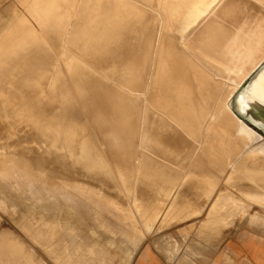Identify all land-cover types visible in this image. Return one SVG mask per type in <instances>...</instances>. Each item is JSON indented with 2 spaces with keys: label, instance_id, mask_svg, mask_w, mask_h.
<instances>
[{
  "label": "bare ground",
  "instance_id": "6f19581e",
  "mask_svg": "<svg viewBox=\"0 0 264 264\" xmlns=\"http://www.w3.org/2000/svg\"><path fill=\"white\" fill-rule=\"evenodd\" d=\"M104 1L107 5L105 11L109 12V15H104L106 17L101 21L84 20L81 28L72 33L74 34L73 37L70 35L67 38L69 47L76 50L73 52L76 58L64 54L66 56L65 67L73 72L74 87L82 103L81 107L96 108L90 113L91 120L98 124L96 129H89L84 118L82 124L76 125L79 123L76 120L79 111L74 108L79 103L73 100L74 97L69 94L59 76L53 77L54 84L57 82L58 85L48 83V79L52 75H48L49 70L55 66L51 59V53H46L41 61L37 57L24 61L20 59L17 60L18 62L16 61L14 73L17 72L16 76H19L20 82L24 81L22 84L24 89L28 90L41 85L43 95H40L41 99L38 98L42 101L40 104L42 103L41 105L44 106V104H48L49 99L56 96L58 102L54 108L57 111L51 110V108H48L50 111L41 112L29 110V107L35 104L25 102L22 106H27V109L19 110L20 115H17L13 108L20 106L21 95L19 94L20 98L16 102L17 97H12V94L8 98V102H3V106L9 105L8 110L6 112L4 110L9 119L3 121L9 124L28 125L26 126L27 129L25 128L27 132L24 139L27 141L25 144H32V147H25V150L22 148L21 151L17 148V151H14L12 147L11 151L7 149L6 144L0 143V158L5 156L3 154L5 150H7L8 157L15 155L17 160L23 164L27 163L30 158H34L32 163H42L34 170L40 168L43 175L54 177L60 181V187L55 189L50 184L39 181L41 189H38L41 190L45 199L53 198L57 193L59 196L57 197L69 201L76 212L84 209L86 211V213L83 211L84 215L89 216L93 221L103 217L104 214L97 210V205L104 202L103 208L108 214L112 213L117 220L122 218L124 222L128 221L131 228L137 232L138 229L135 228L134 224V209L139 212L147 211L149 215L139 213V218H151L152 220L158 213L163 214L162 218L165 220L170 211L171 214L175 213V216L181 217L180 219L176 218L179 221L199 215L200 210L206 207L213 193L214 182L211 180L217 175L226 173L228 174L226 182L239 188L238 194L240 196L228 191L219 199L216 198L215 205L211 207V212L206 219L208 226L200 227L205 231L213 232H216L219 227L224 228L225 225L222 223L228 221L226 220L227 216L236 207L243 212L240 214L233 212L231 218L234 220L242 218L252 205L253 207L254 205L257 206V210L259 208L264 211V172H258L264 171V138L242 122L232 109L233 106L237 112L250 109L255 113V117L252 118L253 123H264V58L248 73L239 87L224 86L226 93L223 92L224 96L214 105V110H210L209 100L213 80L211 81L210 77L202 72L203 70L200 71L195 68L193 66L195 63L191 65L188 62L190 58L187 60V56L182 53L179 45L201 23H206L210 15L225 0H141L147 8L137 6L128 0ZM255 1L264 6V0ZM85 6L86 0H83L82 9ZM62 22L60 33L54 41L60 47L63 45L62 42L66 41L64 40L65 35L62 37L63 32L66 29V32L70 33L69 28L75 24ZM197 39L202 44L207 41L205 33L198 34ZM188 48L215 63L218 67H227L224 61L205 53L197 45H189ZM47 86L49 91H46ZM17 90L21 94L24 91L22 88ZM53 93L54 95L51 96ZM195 96L196 99L193 98ZM29 121L34 124H30ZM7 135L5 134L2 139H5ZM32 148L34 150L33 155L31 154ZM103 148L108 151L107 155H103L105 153ZM108 156L110 160L106 159ZM150 156L161 158L160 161L166 164L154 163L149 158ZM190 157L197 158L191 159ZM188 160L194 163L187 172V177L181 181V184L183 182L181 188L183 190L184 186H189L190 191L188 190V193L194 197L197 209L194 208L195 205L193 206V204L186 206L187 200L190 198L188 196L186 198L183 194L178 195V199L175 197L171 203H167L169 192L175 183L174 177L170 175L168 165L182 168L189 166ZM13 172L15 175L18 172L25 174L28 179L35 180L32 176L24 173V167H15ZM39 182H37L38 185ZM35 189L36 186L33 187V190ZM149 189L159 191V194H151ZM105 191L113 192L116 200H113L114 197L110 198L112 193L110 195ZM34 194H36L35 191ZM76 212L74 213L76 214ZM56 213L55 215L52 214L54 219ZM71 214L73 213L71 212ZM107 217L105 219L108 220L111 216ZM71 218L74 219L75 216ZM46 219L48 220V218ZM84 220L87 223L85 218ZM103 220L101 224L104 222ZM113 222L110 223L109 221L110 224ZM124 222L121 221L123 224L119 225H124ZM43 223L41 222V224ZM52 223L54 224V222ZM59 223L58 226H61ZM232 223L233 221L230 222V225ZM41 224L39 223V225ZM51 226L54 228L51 231L48 230L55 234L59 228L50 224ZM108 226L107 229L109 230ZM42 227L45 226L42 225ZM65 227L71 226H61L60 228L65 229ZM54 229L57 230L54 231ZM62 229L61 232L63 233ZM43 231L41 230V232ZM45 231H47L46 228ZM67 233L65 232V235H68ZM129 234L132 238L131 232ZM132 234H134L133 231ZM259 235H262L261 231H259ZM64 236L62 234L61 243L64 241ZM95 236L98 237L99 233ZM41 237L45 238V235H41ZM53 237L51 236L53 242L59 243L57 242L59 240L54 241ZM79 237H81V233ZM130 237L128 238L130 239ZM212 237L209 240H213ZM46 238L48 240L47 235ZM56 238H58L57 235ZM70 239L73 240L71 235ZM70 239L68 237L65 241H70ZM101 239L100 241L105 240V238ZM52 240L50 244H53ZM126 240L128 239L126 238ZM41 241H44L43 245L46 243L47 246L49 245V241L45 243L46 240L43 238L40 239ZM94 241L97 242V240ZM74 242L77 243V241ZM74 242H70L71 245ZM197 242H200L199 239ZM56 243L53 244V247L56 245L58 248ZM65 243V248L64 245L62 249L59 247L60 251L68 248L66 247L67 241ZM105 244L107 245V243ZM83 245L85 244L83 243ZM137 245L129 255L127 254L128 262L132 255L134 256ZM47 246H44L45 251L52 247L50 245L47 248ZM116 246L120 247L119 245ZM57 250L60 252L59 249ZM69 250L71 251V249ZM91 251L94 253V250ZM91 253L92 256L93 253ZM108 253H105L107 258ZM102 255L101 257H103ZM147 255L148 248L146 247L140 256L145 258ZM111 256L109 257L111 258ZM85 257L88 256L85 255ZM112 257L114 258V255ZM64 258L65 260L68 258L67 261H69V257ZM133 258L135 259V256ZM119 259L122 260V258H117V260Z\"/></svg>",
  "mask_w": 264,
  "mask_h": 264
},
{
  "label": "rangeland",
  "instance_id": "374dc122",
  "mask_svg": "<svg viewBox=\"0 0 264 264\" xmlns=\"http://www.w3.org/2000/svg\"><path fill=\"white\" fill-rule=\"evenodd\" d=\"M128 1L133 2L137 6H142L147 8L146 5L143 4V1L141 0H128ZM82 2L83 0H0V111L3 112V113L0 112V118H1L0 143L6 144L8 147L7 149L11 150L13 147L12 150L17 151L18 149L19 151H21L23 149L25 150V147L28 148L32 147V144L29 145L25 144L27 141L24 138H25V133L27 132L26 126L28 125L26 126H24L23 124L17 125L16 123L9 124L8 122L3 121L4 119L5 120L9 119L8 114L4 113V110L5 112L8 110L9 105L7 106L6 104L5 106H3V102L5 101L8 102V98L12 94H13L12 97L13 96L17 97V99L15 98L16 99L15 101L17 102V100H19L21 95L20 106L13 108V110L15 109L17 115L19 114V110L27 109V106L25 105L22 106V104H24L25 102L35 104L34 106L29 107V110L30 109L34 111L39 110V112L50 111L48 108L54 110L55 109L54 105H56L58 102L57 97L55 96L53 97V99H49L48 101V104H52V105L44 104L45 106L44 108V106L41 105L42 103L40 104V102L42 101L39 100L41 99L40 95H43L41 85L40 87L35 86L36 88L33 87V88H29L28 90L24 89V85H22L24 81L22 80L20 82L19 76L18 77L16 76L17 72L14 73V66L17 60L21 59L24 61L30 58L37 57L38 60L41 61L43 60L45 54L48 52L51 53L52 55L51 59L55 63L54 68L49 70L48 75L49 76L51 74L52 75L48 79L49 81L48 83L50 85L52 83L54 84L53 77L59 76L60 79H62L64 85L67 87V91L69 92V94H71L74 97L73 100L77 101L80 104V105L77 104L76 107L74 108L75 110L77 109V111H79L78 116L76 118V120L79 123H77L76 125L82 124L84 118L87 123V127L89 129L91 130L96 129L98 124L91 120V115H90V113L96 110V108L90 106L84 108L81 107L82 103L78 98L77 92L75 91V87H74V82L72 78L73 72L69 69L68 70L66 69L65 67L66 56L64 54L70 57L74 56L76 58L75 54L73 53L76 52V50L73 47L72 48L69 47L67 43V38L70 35L73 37L74 34L72 33L81 28L84 20L101 21L103 18L106 17L104 15H109V12L105 11V9H107V5L104 0H86V6L84 9H82ZM230 4L231 7L229 6ZM62 21H64L65 23L72 22L75 24L71 28H69L70 33L66 32V29L63 32L62 37H64L65 35L64 40L66 41L65 42L63 41L62 42L63 45L62 47H60L54 41L57 39L55 37L60 33L61 30L60 24L63 23ZM210 25L212 28L210 27ZM202 33H205L207 37L206 43L203 44L197 39L198 34H202ZM179 45L182 53L185 56H187L186 57L187 60L190 58L188 62L191 65L195 63L193 65L195 68L199 69L200 71L203 70L202 72L208 75L211 81L213 80L212 81L213 84L210 91L211 98L209 100L210 103L209 107L211 108L210 110H214L215 108L214 105L224 96L223 93L225 92L224 86L234 85L236 87H239L240 84L243 82L244 78L248 75V73H250L253 70V68L260 62L262 58H264V6L260 5L255 0H225L223 4H221V6H219L215 10V12L212 15H210V17L206 20V23L205 22L201 23L193 32L189 33L188 36L185 38V40L183 42H180ZM189 45L199 46L201 49L204 50L205 53L210 54L213 57L224 61L227 67L226 68H221L220 66L218 67V65L212 63L210 60H207L202 55L190 51L188 48ZM54 85L55 86L58 85L57 82H55ZM18 88H22V90H24L22 91V94L20 93V91L17 90ZM47 89L48 86L46 87V91H49ZM56 93L59 94L58 92ZM52 95H54V93L51 94V96ZM36 97L37 99H35ZM29 98L31 99L29 100ZM193 98L196 99V96ZM55 111H57V109H55ZM29 120L31 119L29 118ZM30 124H34V123L30 122ZM4 127L6 128L2 129ZM262 129H264V126H262ZM5 134L6 135L8 134L7 137L5 139H2L4 138ZM104 150L105 153L103 155H107L108 151L106 149ZM3 154L5 156L0 158V235L3 234V232L6 230L12 231L14 234L18 235L21 238V240L25 242L30 248L34 249V251H37L36 252L37 256L41 261H43L44 264H52V263L53 264L56 263L57 264H69V263L70 264H98V263L136 264L137 259L139 258L141 252L146 247L151 251L157 252L159 255L163 256L167 264H199V262L200 264H204V262L206 261L205 258L203 257L204 254L208 253L210 250L217 248V246H219V244L227 237L241 236L244 235V233L246 232L249 234L259 233V231H261V233H264V211H261L259 208L257 210L256 208L257 206L255 205H254L255 208L252 205L251 208L247 210V213L242 218H239L238 220L235 219L230 226H225L224 228L219 227L220 231L219 229H217L216 232L214 231L215 232L214 233L213 231H209V230L205 231L203 228L200 227L203 226L204 223L206 222L205 220L207 219V214L211 212V207L215 205L216 198L219 199V197L221 196L220 194L222 193L225 194L226 192L229 191L230 193H234L235 195L240 196L238 194L239 188H236L234 185H230L226 182L228 177L227 173L213 177V180H211L214 182L213 193L210 199L208 200L206 207H204L202 210L199 209L200 210L199 215H194L188 218L185 217L186 219L179 221L181 217L175 216V213L171 214L170 211V214L168 215L167 218H165V220H163L162 218L163 214L161 213H158L157 216L152 220L151 218L150 219H144L141 217L139 218V213L148 214L147 211L139 212L136 211V209H134V215H135L134 224H135V228L138 229L137 232L131 228V225L128 221H126L127 222L126 224V222H124V219L122 220V218H119L121 220L118 221L119 219L117 220V218H115L112 213L108 214L103 208L104 202L97 205V210L101 214H104L101 219L97 220L99 226L98 227L96 220L93 221L89 216L87 217L86 215H84L86 213L84 209L82 211L79 210L76 212L73 206L69 203V201H65L64 199L61 200V198H58L59 196L57 195V193L55 194L56 196L53 194L54 195L53 198L49 197L45 199L40 190L41 183L39 181H44L50 184L51 186L54 187V189L60 187V181L54 177L52 178L51 176L43 175L41 173L42 170L40 168L34 170V168H37L38 165H42V163L40 164L32 163V159L34 158H30V160L27 163L23 164L17 160L15 155L12 157H8L7 150H5ZM31 154L32 155L34 154L33 148ZM154 157L155 156H153V158L151 156L149 157L151 160L154 161V163L166 164L163 161H160L161 158L158 157L154 158ZM196 158L197 157H193L191 159H196ZM106 159L110 160V157L108 156L106 157ZM109 163L111 162L109 161ZM193 163H194L193 161L191 162L190 160H188L189 166H184L182 168L178 166L173 167L168 165L170 170V175L174 177L175 183H174V187L169 192L167 203L169 202L171 203L175 197H177L178 199V195L183 194L186 198L187 196L190 198L189 200H187L186 206H188V204L189 206L190 204H193V206L195 205L194 208L197 209V205L194 201V197L188 193L189 186L188 187L184 186L183 190L181 188L183 184V182L181 184V181H183L187 177V172L192 168L191 166L193 165ZM15 167H24V173H27L29 176H32V178H35V180L31 178L28 179L25 176V174L23 175L20 174L19 172L16 173L17 175L16 176L13 172V168ZM258 172H264V171L260 170ZM201 175L204 177L203 174ZM20 176L21 179L19 178ZM33 181L35 182V184ZM37 182H39L40 184L38 185ZM35 186L36 189L33 190V187L35 188ZM149 190L151 191V194L154 195L159 194V191H153V189H149ZM34 191L36 194H34ZM105 192H107L110 195L112 193L113 195L110 198L114 197L113 200H116L115 194L113 192L110 191H105ZM184 193L187 195H185ZM201 205L202 204L200 202V207ZM70 211L73 214H71ZM53 212L55 213L57 212L55 219L54 216L52 215V214L55 215V213ZM60 212L63 213L61 214ZM74 212H76V214ZM233 212L240 214L243 211L240 210L238 207L233 208V211L228 215L229 217L228 222H230L231 215ZM106 214L108 215V217ZM41 216H44L42 218L45 220H43ZM45 216L46 218H48V220L45 218ZM72 216L73 217L75 216V218L77 216L76 219L74 218L76 222L73 218H71ZM105 217L107 218L110 217V218L107 220L105 219ZM84 218L87 220V223L85 222ZM61 219L65 223H63ZM102 220L105 223L102 222L101 224ZM51 221L54 222V224ZM109 221L110 223L112 221L114 222L113 224H110ZM121 221L124 222V225L121 226L122 227L124 226L125 228L124 227L122 228L119 225V224H123L121 223ZM41 222H44L45 225L44 223L41 224ZM39 223L41 225H39ZM58 223L62 227L71 226V227H65L66 229L65 232L67 233L69 231L67 233L68 235H65L64 232L65 229L60 228L61 226H58ZM50 224L55 225V228H59L58 230L54 229V231L57 230L55 234L58 236V238H56L55 234H52L54 233L53 231L50 232L52 228H54V226L50 227ZM87 224L89 225V227H91L90 229ZM42 225L45 227H42ZM46 225H48L49 227L47 226L48 227L47 228ZM103 225L105 226L110 225L108 226L110 231L107 229V226L105 227ZM117 226H120L121 228ZM45 228L47 231H49L48 229H50V231L49 232L45 231ZM61 229L63 233L61 232ZM113 229L115 230L113 231ZM41 230L43 232H41ZM70 230L74 234H72ZM123 230H126V232L122 233ZM132 231L134 234H132ZM44 232H47V234H44ZM130 232L133 239L130 237L129 234ZM41 233L45 235V238L41 237L43 238V240H46L45 243L49 241L48 246L50 245L52 246L50 247V249H47L46 251L44 250L45 248L44 246H47V243L43 245L44 241L40 242L41 239L40 236L41 235L44 236ZM80 233H81V237H79ZM98 233H99L98 236L99 238L95 236L98 235ZM62 234L63 236L65 235L63 237L64 241L68 237L70 239V235H71V238L73 237V240L77 241L79 245L76 242H74L72 239H70V241L66 240L68 243L66 246L68 247L66 248L67 251L66 249L60 251L63 247L65 248L66 245L65 243L66 241L65 242L62 241V243L60 242L62 240ZM46 235L48 236V240L46 238ZM51 236L55 237V238L53 237L54 241L59 240L57 241L59 243L53 242ZM59 236L61 237L60 239ZM128 237H130V239ZM210 237H212L213 240H209ZM78 238H82L81 239L82 241L79 239L81 241L80 242ZM84 238H86L87 240ZM104 238L105 240H103ZM126 238L128 240H126ZM197 238L199 239L200 242H197L198 241ZM92 239L97 240V242H95ZM100 239L103 241H100ZM207 239L212 242H209ZM51 240L53 244L55 243L58 244V248H56L57 247L56 245H54L53 247V244H50ZM112 241L114 244L111 243ZM184 241L187 243H185ZM70 242L71 243L74 242V244L71 245ZM83 243L85 245H83ZM105 243H107L108 246ZM183 243L184 245L182 246ZM137 244L140 245L138 246ZM193 244L197 246H194ZM116 245H119L120 247ZM136 245L137 248L134 252L135 259L133 258L134 256L132 255L131 260L128 262L127 254L129 255ZM48 246L47 248H49ZM59 247H61V249ZM72 247H74V249H72ZM124 247L127 248L125 249ZM178 247L179 249H177ZM98 248H99V252H98ZM116 248L117 250L118 248H120V250H118L119 253L116 250ZM57 249H59L60 252H58ZM69 249H71V251ZM104 249L107 251H102ZM83 250L85 252H81ZM91 250H94V253ZM88 251L89 252L91 251L93 253L92 254L90 252L92 256ZM95 251L97 252V255ZM61 252L62 254H60ZM63 253L66 254L64 255ZM105 253L106 254L108 253L109 256H111L112 253V256L114 255V258L112 256L111 258L113 259H111L109 256L107 258V255ZM85 255L88 257H85ZM101 255L103 257H101ZM53 256H55L57 259ZM64 257L66 258L69 257V261H67L68 258L65 260ZM117 258H122V260L121 259L117 260ZM56 260H58V262H56Z\"/></svg>",
  "mask_w": 264,
  "mask_h": 264
},
{
  "label": "crops",
  "instance_id": "0c3cea01",
  "mask_svg": "<svg viewBox=\"0 0 264 264\" xmlns=\"http://www.w3.org/2000/svg\"><path fill=\"white\" fill-rule=\"evenodd\" d=\"M230 222L222 224L228 226ZM204 225L208 226L206 222ZM261 234L246 232L241 236L227 237L217 248L204 254V264H264V233ZM36 252L12 231L6 230L0 235V264H44ZM136 263L167 264L163 256L150 249L148 255L145 258L139 256Z\"/></svg>",
  "mask_w": 264,
  "mask_h": 264
},
{
  "label": "water",
  "instance_id": "95a60500",
  "mask_svg": "<svg viewBox=\"0 0 264 264\" xmlns=\"http://www.w3.org/2000/svg\"><path fill=\"white\" fill-rule=\"evenodd\" d=\"M234 113L242 122H244L247 126H249L251 129H253L256 133H258L262 138H264V129H262V126H264V123L262 124H255L253 123L252 118L255 117V113H253L250 109L248 111L244 112H237L236 108L232 107Z\"/></svg>",
  "mask_w": 264,
  "mask_h": 264
}]
</instances>
